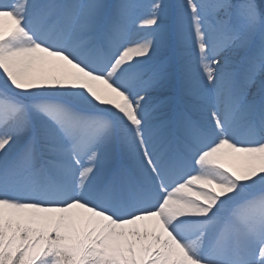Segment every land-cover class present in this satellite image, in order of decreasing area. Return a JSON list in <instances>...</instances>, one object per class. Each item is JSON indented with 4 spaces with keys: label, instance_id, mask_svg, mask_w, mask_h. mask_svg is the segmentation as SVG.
<instances>
[{
    "label": "snow or ice",
    "instance_id": "1",
    "mask_svg": "<svg viewBox=\"0 0 264 264\" xmlns=\"http://www.w3.org/2000/svg\"><path fill=\"white\" fill-rule=\"evenodd\" d=\"M0 264H264V0H0Z\"/></svg>",
    "mask_w": 264,
    "mask_h": 264
},
{
    "label": "bare ground",
    "instance_id": "2",
    "mask_svg": "<svg viewBox=\"0 0 264 264\" xmlns=\"http://www.w3.org/2000/svg\"><path fill=\"white\" fill-rule=\"evenodd\" d=\"M166 2H168V3H181V2H183V0H166ZM229 163H233V164H239L240 163V161H229Z\"/></svg>",
    "mask_w": 264,
    "mask_h": 264
}]
</instances>
